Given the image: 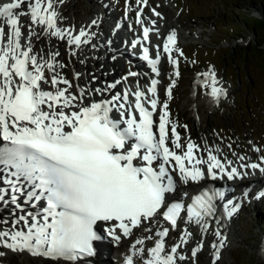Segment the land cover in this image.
I'll return each instance as SVG.
<instances>
[{"label": "snow or ice", "instance_id": "obj_1", "mask_svg": "<svg viewBox=\"0 0 264 264\" xmlns=\"http://www.w3.org/2000/svg\"><path fill=\"white\" fill-rule=\"evenodd\" d=\"M63 2H0V208L10 207L8 215L0 216V247L82 264L96 255L95 242L108 238L119 245L135 236L123 264H182L188 259L182 249L193 236L189 225H195L201 239L191 249V257L195 259L204 248V237L211 234L217 238L210 243L211 264H217L226 240L220 231L217 201L223 202V215L228 218L240 204L226 199L223 191L204 188L185 205L172 197L178 190L177 177L180 184L188 185L205 179L245 178L248 172L239 169L264 174V156L259 157L260 163H241L238 169L231 160L220 158L219 148L201 149L191 140L181 143L167 100L159 101L156 77L165 54L178 77L179 59L173 52L180 56L183 52L175 48L177 34L172 30L162 48L156 45L154 57L150 55L146 43L155 29L144 24L142 8L136 12L142 35L133 47L141 48L142 59L154 74L149 83L142 86L137 80L134 87L114 93L122 81L95 88L76 83L73 92L59 51L44 55L33 44V38L55 37L66 40L70 54L75 55L82 45L91 43L95 32L81 28L73 35V30L59 26L57 5ZM147 2L137 0L138 5ZM25 4L26 11L22 10ZM23 16L30 17L27 36L22 31ZM97 24L94 19L89 27ZM80 77L81 73H74L76 81ZM197 82L205 86L210 82L208 95L217 102L226 95L217 86L212 68L198 74ZM174 85L173 79L165 90L169 98ZM261 197L264 192L257 199ZM181 222L179 238L169 245L170 232ZM4 255L0 251V257Z\"/></svg>", "mask_w": 264, "mask_h": 264}, {"label": "rangeland", "instance_id": "obj_2", "mask_svg": "<svg viewBox=\"0 0 264 264\" xmlns=\"http://www.w3.org/2000/svg\"><path fill=\"white\" fill-rule=\"evenodd\" d=\"M97 1L64 0L68 2L66 12L77 26L71 29L73 35L80 29L78 26L81 23V28L88 30L86 21L97 16L94 14L95 9H102ZM108 1L116 7L115 11L119 15L130 16L126 20L130 29L132 21L136 20V12L141 8L151 13L153 7L158 9L160 3H165L169 4V15H175L178 19L181 31L188 34L197 32L196 39L183 40L177 37L175 48L181 50L183 55L173 52V56L179 59L180 75L175 76L171 98L165 91L170 84L166 73L163 76L169 84L162 88V95L168 102L170 120L177 125L182 144L193 138L197 145L205 140L215 148L221 142L230 153L228 158H233L239 149L246 156L250 150L259 156L254 148H259L264 154V19L261 15L264 14V0H148L146 6L138 5L137 0ZM130 2L134 6H130ZM161 9L164 10L163 7ZM24 10H27L26 4ZM28 23V20L23 23L24 30L28 29ZM97 36L109 45L102 34ZM161 40L164 41V37ZM124 46L131 48L127 41ZM112 55L117 57L116 54ZM118 57L121 58L122 66L117 70L119 76L130 72V68L133 71L136 69L130 59ZM165 61H168L167 55ZM65 64L70 67L68 55L65 56ZM209 68L214 69L216 76L226 85V95L214 104L210 112H206L203 96L209 86L197 83L195 93L192 81L196 75L207 72ZM193 100L196 115L191 111ZM196 122L200 123L202 131L195 128ZM232 225L237 231L234 234L230 232V239L226 240L227 250L221 252L217 264H264V258L259 256L256 247L264 236V197L257 199L253 196L241 201ZM205 250V254L200 252L196 255L193 264H206L211 250Z\"/></svg>", "mask_w": 264, "mask_h": 264}, {"label": "bare ground", "instance_id": "obj_3", "mask_svg": "<svg viewBox=\"0 0 264 264\" xmlns=\"http://www.w3.org/2000/svg\"><path fill=\"white\" fill-rule=\"evenodd\" d=\"M0 2H9V0H0ZM99 4L102 6L101 11L95 9L94 14H96V17H90L86 22L88 23V32H94L96 29L97 31L95 32L96 35L93 37L91 43L88 45H82L81 51L76 50L75 55H71L69 51V46L66 44L65 41H62L58 38L55 37H47V36H41L39 40H36L33 38V44L35 47V50L37 52H40L43 50L44 55H46L49 51H59L60 56L58 59L65 64V56L68 55V59L70 60V67L64 68L63 74L69 79L73 81V89L72 91L75 92V84L79 83L81 86H91L93 88L95 87H103L106 84H111L115 81H122V83L118 84L116 89L113 90L114 92L117 91H122L125 87L128 86H133L136 84L137 80H139L140 84L146 85L149 83L150 78L153 77V73L151 72L150 66L147 64L146 61L142 59V50L139 46L133 47V41H135L138 37L142 35V27L141 25L137 24L136 25V20L132 21V29H130L129 25L126 23L125 19H130V16L127 14L126 15H119L116 11V7L110 3V1L105 0V1H97ZM68 3V2H67ZM63 2L62 4H58L57 8L60 13L61 19L58 21V24L61 28L64 29H72L77 26L74 24V19L70 17L69 14H67V8L66 4ZM130 2V6H134L133 3ZM168 3V2H167ZM27 6V5H26ZM153 7V6H152ZM164 8L162 11L161 8ZM169 4H162L160 3L158 6V9L153 7L156 12L160 13L159 16L155 15L154 12H147L145 8L143 10L145 13L148 15V17L145 15L144 12H142V19L144 21V24L150 27H154L155 31L150 33V43H146V46L149 47L150 49V55L154 57L155 52H156V45H160L162 48L163 41L161 40L162 37H166L172 30H175L177 37L183 40H188V39H196L195 35L197 32L193 33H187L186 31H181L178 28V19H176L175 15H169ZM24 10V6L22 8ZM116 10V11H115ZM128 12L131 14V11L128 10ZM26 17V18H25ZM99 18H101L99 20ZM97 19L98 24L97 25H91L92 20ZM27 20L30 22V17L28 16H23L21 17L22 23L27 22ZM108 22L106 25H104V21ZM152 21H155V24H152ZM82 24V23H81ZM81 24L78 26L81 29ZM28 25V24H27ZM77 29L76 34H78L79 30ZM90 29V30H89ZM7 30V29H6ZM37 32H42V28L37 27ZM134 30V33L132 32ZM25 36H27L28 29L24 30ZM97 34H102L103 37H105L106 40L109 41V45L107 46L104 41H102L101 38H98ZM127 41L128 45H130V49L126 48L127 44L124 46V42ZM92 44V45H91ZM95 45V47H93ZM102 48V49H100ZM104 52H103V51ZM113 54H116L117 57L113 56ZM118 56L122 57H128L131 62H133L135 66L136 72H138L140 75L138 77H130L128 76V73L123 74L122 76H119L117 73V70H119L120 67V59ZM166 54L162 56L161 63L159 65L160 68V75L156 77L160 83L158 84V97L159 101L162 104L165 100L162 95V88L169 83H171V80H175V75H174V66L170 64L168 61H165ZM123 62H121L122 64ZM165 64L168 65L167 68H165ZM134 69V68H133ZM130 72H134L132 68H130ZM166 71V72H163ZM208 71V70H207ZM79 72L81 73V77L79 81H76L74 79V73ZM206 72V71H204ZM203 72V73H204ZM166 73V75H165ZM202 74V73H201ZM167 76L168 82H166V79L163 78V76ZM95 77L96 79L93 80L92 78ZM127 77V80H124V78ZM217 77V76H216ZM195 80L198 78V76L194 77ZM203 78L202 76L200 79ZM218 79V87H222L223 89L226 90V85L220 80L219 77ZM194 80V81H195ZM193 81V83H194ZM209 89L205 91L203 100L205 102V111L210 112L212 108L214 107V104L217 103L216 100L212 99L208 93L210 92V82L208 84ZM197 89V88H196ZM207 89V88H206ZM205 90V89H204ZM223 96H221L219 99H221ZM95 99H100L101 97L96 96L94 97ZM196 104L194 103L193 100V105L191 107V111L193 114L195 113V107ZM159 111V109H158ZM195 115V114H194ZM158 121V115L154 117ZM195 128L200 132L202 131L200 127V123L196 122L195 123ZM191 141L193 142L194 139L191 138ZM183 144H186L185 141H183ZM201 149L204 148H211L213 150L219 148L220 152L218 155L220 156L221 159L227 158V160H231L233 162V166H236L239 169V166L241 163H260L259 157L264 156L263 152L261 153L260 151L258 152V155L256 152H253L250 150L248 152V156L243 154V151L239 149L238 151H235L237 154L232 158L231 156L228 158L227 155L229 156V152H227V148L223 147V145L220 144L215 146V148L209 146L205 140H201L198 144ZM257 146V145H255ZM240 153V154H239ZM199 155H204L206 156V152H200L198 153ZM243 156L246 159L244 161H240L238 157ZM242 172H248L249 176H252L253 179L251 182L248 184L242 183V179H236L233 181H228L226 178L221 180L217 179L216 182L217 185H224L225 190L223 191L225 193L226 199L233 197V202L236 201L238 196H233L234 194L232 193L233 188H243L250 186L248 190V196L247 198L255 197L260 194L259 191L264 192V174H261L259 170H253V169H239ZM248 176V175H247ZM211 181V179H205L204 181H201L200 183H189L188 185H183L179 183L178 179V189L180 192H175L176 196L178 197H186L183 195V193L190 191L191 189L194 188H199L208 185V183ZM216 181V180H213ZM229 185H232L230 188ZM245 196L242 195L241 198H244ZM263 198V197H261ZM23 200L21 199V203ZM255 207V206H254ZM10 211L9 208H0V216H6L8 215ZM236 213L231 217L228 218L223 215L222 209L217 211V217H222L220 219V231L223 236L226 237V240L230 239V232L234 234V231L236 233L237 228L235 225H232L233 218L235 217ZM213 228H215V220L212 221ZM184 224L183 222L180 223L179 227L177 228L176 231L170 232L169 237L167 238V243L169 245H172L176 242V240L179 238L180 232L183 229ZM189 230L192 232L193 236L192 239L188 242V244L182 249V251L188 256V259L182 264H193L192 262L194 261L193 258L191 257V249L196 247L197 244L199 243L201 239V235L199 232V229L195 225H189ZM135 239V236L132 237L131 239L123 240L121 244L116 245L114 244L110 239L106 238L103 241L99 242V249L101 251V254H103V257L107 258L108 254H113L117 256V259L114 264H123L124 260V255L128 252L129 245L131 244L132 240ZM262 239V238H261ZM213 240H217V238L214 235H208L204 237V248L200 251L202 253H206L205 249L211 250L210 248V243ZM226 240H225V246L221 249V252L227 250V245H226ZM257 249L259 250L258 254L259 256L264 258V242H260L257 244ZM0 251H3L5 253L4 256L0 257V262L1 263H30V264H70L71 262H65V261H53L51 259H46L43 257H34L31 256L27 252H13L11 250H8L6 248L0 247ZM198 252L197 255L200 253ZM211 252L210 256L207 259L206 264H211ZM120 256H123L121 259ZM99 257V256H97ZM196 258V257H195ZM111 260V259H110Z\"/></svg>", "mask_w": 264, "mask_h": 264}, {"label": "trees", "instance_id": "obj_4", "mask_svg": "<svg viewBox=\"0 0 264 264\" xmlns=\"http://www.w3.org/2000/svg\"><path fill=\"white\" fill-rule=\"evenodd\" d=\"M261 15H262V19H264V14L261 13ZM245 20H247V17H245Z\"/></svg>", "mask_w": 264, "mask_h": 264}]
</instances>
